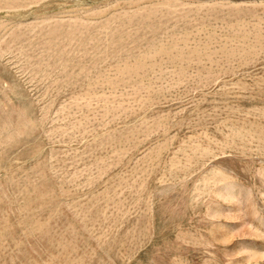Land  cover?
Masks as SVG:
<instances>
[{"label":"rangeland","instance_id":"1","mask_svg":"<svg viewBox=\"0 0 264 264\" xmlns=\"http://www.w3.org/2000/svg\"><path fill=\"white\" fill-rule=\"evenodd\" d=\"M0 264H264V0H0Z\"/></svg>","mask_w":264,"mask_h":264}]
</instances>
